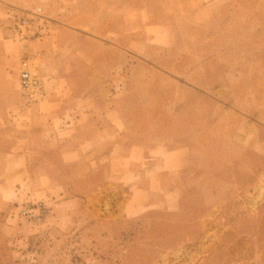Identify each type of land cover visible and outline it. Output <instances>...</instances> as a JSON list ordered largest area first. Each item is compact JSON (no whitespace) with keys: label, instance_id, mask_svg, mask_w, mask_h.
Returning a JSON list of instances; mask_svg holds the SVG:
<instances>
[{"label":"crops","instance_id":"obj_1","mask_svg":"<svg viewBox=\"0 0 264 264\" xmlns=\"http://www.w3.org/2000/svg\"><path fill=\"white\" fill-rule=\"evenodd\" d=\"M230 143L264 172V0H0V207L54 182L61 156L122 188L118 217L176 210L184 179L257 175L217 169Z\"/></svg>","mask_w":264,"mask_h":264},{"label":"rangeland","instance_id":"obj_2","mask_svg":"<svg viewBox=\"0 0 264 264\" xmlns=\"http://www.w3.org/2000/svg\"><path fill=\"white\" fill-rule=\"evenodd\" d=\"M222 147L220 172L240 164L257 175L189 177L176 210L159 201L132 219L117 214L122 188L104 194V177L85 175L92 161L46 160L54 182L25 185L0 207V264H264V172L245 163L243 145Z\"/></svg>","mask_w":264,"mask_h":264},{"label":"built area","instance_id":"obj_3","mask_svg":"<svg viewBox=\"0 0 264 264\" xmlns=\"http://www.w3.org/2000/svg\"><path fill=\"white\" fill-rule=\"evenodd\" d=\"M29 22V18L20 17L19 21L14 26L15 32L23 34L24 36L30 35L27 32V30H29ZM20 85L23 94L29 99L43 93V84L36 71H34L31 58L29 56H25L20 62Z\"/></svg>","mask_w":264,"mask_h":264},{"label":"bare ground","instance_id":"obj_4","mask_svg":"<svg viewBox=\"0 0 264 264\" xmlns=\"http://www.w3.org/2000/svg\"><path fill=\"white\" fill-rule=\"evenodd\" d=\"M254 205V204H253Z\"/></svg>","mask_w":264,"mask_h":264}]
</instances>
